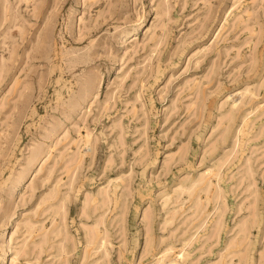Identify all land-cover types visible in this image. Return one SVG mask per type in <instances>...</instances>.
<instances>
[{
	"label": "rangeland",
	"instance_id": "rangeland-1",
	"mask_svg": "<svg viewBox=\"0 0 264 264\" xmlns=\"http://www.w3.org/2000/svg\"><path fill=\"white\" fill-rule=\"evenodd\" d=\"M0 264H264V0H0Z\"/></svg>",
	"mask_w": 264,
	"mask_h": 264
},
{
	"label": "bare ground",
	"instance_id": "bare-ground-1",
	"mask_svg": "<svg viewBox=\"0 0 264 264\" xmlns=\"http://www.w3.org/2000/svg\"><path fill=\"white\" fill-rule=\"evenodd\" d=\"M73 110V109H72Z\"/></svg>",
	"mask_w": 264,
	"mask_h": 264
}]
</instances>
